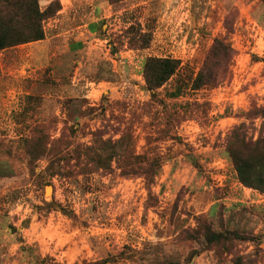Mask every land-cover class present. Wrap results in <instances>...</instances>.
Instances as JSON below:
<instances>
[{"label": "rangeland", "instance_id": "rangeland-1", "mask_svg": "<svg viewBox=\"0 0 264 264\" xmlns=\"http://www.w3.org/2000/svg\"><path fill=\"white\" fill-rule=\"evenodd\" d=\"M58 1L0 51V264H264V193L225 149L264 134V0ZM216 37L224 82L150 95L149 56L194 77Z\"/></svg>", "mask_w": 264, "mask_h": 264}, {"label": "trees", "instance_id": "trees-1", "mask_svg": "<svg viewBox=\"0 0 264 264\" xmlns=\"http://www.w3.org/2000/svg\"><path fill=\"white\" fill-rule=\"evenodd\" d=\"M54 1L57 2L55 9L52 8ZM60 9L58 0L51 1L43 10L38 0H0V51L44 39L43 21L54 16ZM146 44L147 41H143L140 45L144 48ZM232 52L226 38H214L202 67L194 77L192 68L187 64L182 65L179 59L149 56L143 66L146 89L154 98L157 89L173 76H176L174 86L167 93L172 98L190 90L217 86L229 76ZM246 115L249 119L259 115L264 118V108H252ZM247 128L245 123L235 126L226 138L225 149L238 181L243 186L264 193V134L261 130L254 139ZM211 237L207 236L208 239ZM106 262L107 258L99 264Z\"/></svg>", "mask_w": 264, "mask_h": 264}, {"label": "crops", "instance_id": "crops-1", "mask_svg": "<svg viewBox=\"0 0 264 264\" xmlns=\"http://www.w3.org/2000/svg\"><path fill=\"white\" fill-rule=\"evenodd\" d=\"M69 2H70V1H69ZM62 4H63V5H62V6H63L62 10H65V8L68 7V6H67V5L65 6L64 3H62ZM90 4H92V1L90 2ZM45 36H46V31H45ZM43 40H44V39L39 40V41H43ZM39 41H37V42H39ZM31 43H33V42H31Z\"/></svg>", "mask_w": 264, "mask_h": 264}]
</instances>
